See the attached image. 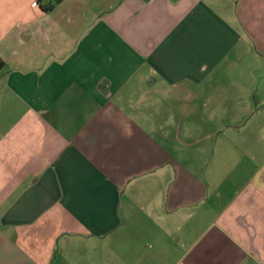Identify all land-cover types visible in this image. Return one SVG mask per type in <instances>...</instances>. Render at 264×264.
<instances>
[{"label": "crops", "instance_id": "crops-1", "mask_svg": "<svg viewBox=\"0 0 264 264\" xmlns=\"http://www.w3.org/2000/svg\"><path fill=\"white\" fill-rule=\"evenodd\" d=\"M0 0V264H264V0Z\"/></svg>", "mask_w": 264, "mask_h": 264}, {"label": "trees", "instance_id": "trees-1", "mask_svg": "<svg viewBox=\"0 0 264 264\" xmlns=\"http://www.w3.org/2000/svg\"><path fill=\"white\" fill-rule=\"evenodd\" d=\"M57 1V0H55ZM53 5V2H49L46 5H41V7L45 10H49ZM3 68V61L0 59V71ZM258 109H263L264 110V104H259L257 101H255V106H254V111L258 110Z\"/></svg>", "mask_w": 264, "mask_h": 264}, {"label": "built area", "instance_id": "built-area-1", "mask_svg": "<svg viewBox=\"0 0 264 264\" xmlns=\"http://www.w3.org/2000/svg\"><path fill=\"white\" fill-rule=\"evenodd\" d=\"M55 0H43V3H41V5H46L49 2H54Z\"/></svg>", "mask_w": 264, "mask_h": 264}]
</instances>
